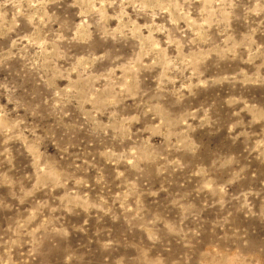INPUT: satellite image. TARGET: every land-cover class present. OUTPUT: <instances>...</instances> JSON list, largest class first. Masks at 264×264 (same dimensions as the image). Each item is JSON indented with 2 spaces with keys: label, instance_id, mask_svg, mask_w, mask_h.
<instances>
[{
  "label": "clouds",
  "instance_id": "clouds-1",
  "mask_svg": "<svg viewBox=\"0 0 264 264\" xmlns=\"http://www.w3.org/2000/svg\"><path fill=\"white\" fill-rule=\"evenodd\" d=\"M0 264H264V0H0Z\"/></svg>",
  "mask_w": 264,
  "mask_h": 264
}]
</instances>
